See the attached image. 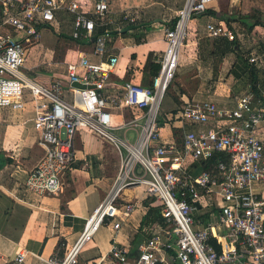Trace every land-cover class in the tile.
<instances>
[{
    "label": "built area",
    "instance_id": "built-area-1",
    "mask_svg": "<svg viewBox=\"0 0 264 264\" xmlns=\"http://www.w3.org/2000/svg\"><path fill=\"white\" fill-rule=\"evenodd\" d=\"M218 1L223 0H186L174 11L176 21L164 31L160 70L145 86L113 82L120 61L113 53V35L97 33L106 24L117 23L118 32L121 25H135L140 20L135 9L122 11L116 21L107 0H0V108L26 112L24 90H29L31 120L44 151L25 189L62 192L83 130L111 146L119 160L113 185L77 240L63 255L34 254L40 264H81L82 251L106 224L114 232L110 264H264V93L247 91L235 97L233 106L192 99L171 112L163 108L180 69L190 22ZM61 12L73 16V38L93 42V49L67 63L65 74L39 80L28 60L42 28L54 26ZM240 33L237 23L212 17L205 23V38L240 43ZM249 62L263 66L257 55ZM60 77L68 79V89ZM140 186L150 205L160 206L162 222L150 225L148 239L131 255L116 235L137 209L122 198L123 191ZM26 256L18 251L15 264H24Z\"/></svg>",
    "mask_w": 264,
    "mask_h": 264
},
{
    "label": "crops",
    "instance_id": "crops-1",
    "mask_svg": "<svg viewBox=\"0 0 264 264\" xmlns=\"http://www.w3.org/2000/svg\"><path fill=\"white\" fill-rule=\"evenodd\" d=\"M107 1L110 3L113 20L117 21L122 11L127 9H135L140 15L139 22L131 27L132 29L121 25L122 30L118 32L117 23L97 27L98 34H102L105 30L111 32L115 47L113 53L120 57L116 71L119 73L120 81L115 80L116 73L112 80L119 84L133 81L147 86L152 80L149 67L151 56L160 49V45L162 49L165 48V28L171 25L174 11L183 7L186 0ZM224 1L226 0L215 2L210 6L208 11L215 12V14L208 12L196 21L197 29L194 31H197L201 40L206 41V45L210 43L213 47L216 45L213 39L205 38L204 34L205 23L209 17L216 20L222 19L228 23H237V25L239 22L236 21L245 23L247 19L255 20L256 15L258 18H264V0H237L241 4L236 12L233 9L223 11ZM65 26H67L66 31H64ZM260 26L263 27V25ZM124 30L126 32H123ZM43 31L57 36L54 41L55 45L61 35L71 39L74 44L75 59H69V54H67L68 58L63 63L65 67L63 74L66 72L67 63L77 61L81 52L91 53L93 49V42H89L87 46L77 44V40L72 36L73 16L67 12L58 14L54 26H44L41 30V38ZM132 39L136 42L129 43ZM228 52L237 54L234 50ZM256 53L252 55H257ZM31 58L30 55L27 66L34 67L32 76L45 80L46 77L55 74H51L50 71L42 72L41 65L33 64ZM92 58L98 60L94 56ZM182 59L181 56V62ZM235 59L230 66L224 62L220 65V69L212 68L207 76L194 81L196 83H193V87L185 83L188 81L186 78L190 73L189 70L179 74L177 84L169 91L168 99L174 105L169 109L173 110L178 103L192 99L211 101L221 107L233 106L235 97L247 91L254 92L251 89V83H247L251 76L249 68L239 55ZM188 66L187 63L186 67ZM68 88L65 87V89ZM6 109L0 108V264H15L16 253L20 250L27 252L24 264H40L34 254L43 255L46 258L56 254L63 255L66 246L72 245L77 240L87 217L103 201L113 185L119 170V162L115 164L111 157H118V155L111 146L104 142L105 147L97 141L95 144L88 143V136L90 138L96 136L83 130L77 135L76 160L72 171H69L65 177L62 192L58 194L30 192L24 187L27 175L41 161L44 151L39 145V135L31 120L32 111L21 113L11 108ZM132 133L120 132V135L132 139L133 135L135 137ZM169 134L170 131L165 129L164 135L170 137ZM122 198L125 201L136 203L137 209L127 220L125 219L116 235V240L128 246L131 255H137L138 245L149 237L150 225L154 222L161 223L162 216L160 221L154 220L142 227L143 219L150 209L145 203L147 198L142 186L124 189ZM203 218L207 222L208 217ZM105 227L110 236L106 241L108 249L104 253L100 251L98 242L104 239L103 235L98 232L100 235L96 234L97 237L95 236L96 239L94 237L92 246L91 242L87 244L90 247L86 249L85 254H82L81 264H95L100 261L101 257H108L114 232L112 225L106 224ZM103 264H110L109 259L107 258Z\"/></svg>",
    "mask_w": 264,
    "mask_h": 264
},
{
    "label": "rangeland",
    "instance_id": "rangeland-1",
    "mask_svg": "<svg viewBox=\"0 0 264 264\" xmlns=\"http://www.w3.org/2000/svg\"><path fill=\"white\" fill-rule=\"evenodd\" d=\"M224 2L225 3L223 6V11L226 9H233V11L236 12L238 11V8L241 4V2H238L237 0H226ZM201 16L203 15L194 16L192 21L189 24V35L186 40L185 46L182 49V58H183L181 62L182 67H180V70H178V73L172 85L168 89L166 98L163 103V108L166 110H169V112L172 111L169 108L174 107V105L168 99L169 91L170 89H174L175 85L177 84L176 81H177L178 75L183 73V71H187V70L190 71V73L188 74V78H186L188 81H186L185 83L193 87L194 86L193 83H196L194 81L200 80L202 79V77L207 76V73L210 72L212 68L216 69L217 67V69L218 68L220 69V65L224 62H226L230 66L231 63L234 60H236L235 57H237V55H242V56L244 55L245 57L246 56L251 57L252 53L254 52L256 53V51H258L260 46L264 45V18L262 17L258 18V16L256 15L255 18L256 17L257 18L255 20L247 19L245 23L236 21L240 23L237 26L239 28V32H241L240 37H242L244 40L243 41L240 40V43L238 42L235 45L238 48L237 50L238 52L237 54H235L233 52H228L225 49L224 43L220 44L219 46L214 45L213 47L211 43L210 45H206V41L204 39L201 40L200 36L197 35L198 34L197 31L196 32L194 31L195 29H197V27L195 26L196 21L199 20ZM231 22H234V21H231ZM259 24L263 25V27L260 26ZM257 25H259V27H256ZM66 30H67V26H65L64 31ZM42 34L43 35H42L40 43H38L31 51V56H32L31 60L33 64L35 65L40 64L41 65L40 69L42 70V72L50 71L51 74L55 73V75L53 74L54 76H56V73L63 74L64 73L63 71H65V67L63 63H65V60H67L68 56H69V59H72V60L75 59V56H74L75 53L73 52V48H74L73 42L71 41V39L67 37H63V35H61L59 36L58 43L55 45L54 41L57 37L56 35H54L53 33L51 35L47 31H43ZM126 39H130V38H126ZM132 41H135V40L132 39L129 41V43ZM161 46L162 45H160L159 50H156V52L153 53L152 55L153 58H158L163 53L164 48L162 49ZM52 50H54V52ZM226 53L227 55H224ZM67 54L69 55L67 56ZM224 56H225L224 58L225 60L223 59ZM187 63L189 65L188 67H186ZM257 74H258L257 84L260 85V89H259L260 93H264V69L257 71ZM60 79L65 84V87L68 88V79L66 77L64 78L60 77ZM115 80L120 81L118 72H116L115 74ZM247 83H251L252 85L253 83L252 75L250 76L249 81ZM251 85H249L250 88H251ZM24 92L26 94V112L31 113L32 111L33 113V106H32V103L29 101V98H30L29 90H24ZM180 104L181 102L178 103V106ZM6 110H10V108H7ZM113 114L120 115V111H113ZM92 137L91 138L89 136L87 137L88 143L95 144L97 141L99 144L105 147V144L99 138H96L94 136ZM111 158L113 159L115 164L119 162L118 157L113 156ZM99 233L103 235L102 237L104 241L101 239L98 242V244H99L100 251L104 253L108 249V242L106 241L110 238L109 233L106 231L105 225L100 228ZM94 240L93 242L90 243V245L94 243ZM88 247L90 246L87 245L84 248V250L82 251V254H85L86 249Z\"/></svg>",
    "mask_w": 264,
    "mask_h": 264
},
{
    "label": "trees",
    "instance_id": "trees-1",
    "mask_svg": "<svg viewBox=\"0 0 264 264\" xmlns=\"http://www.w3.org/2000/svg\"><path fill=\"white\" fill-rule=\"evenodd\" d=\"M208 12H210V14H215V12H212V11H207L206 14H208ZM175 21H176L175 19L172 20L171 25H173ZM133 26L134 25L130 26L129 29H132L131 27H133ZM214 43H216L217 46L224 43L225 49L227 51L234 50L236 53L238 52L237 51L238 48L235 46L237 43H234V42H231L228 40H222V39L214 40ZM77 44H80V45L82 44V45L87 46L90 43L86 39L80 38V39H77ZM256 54H257V56L261 57V59L263 61V66H259L258 64H255V63H250L249 62L250 57H248V56H246V57L244 55L243 56L239 55V56L241 59L244 60L246 66L249 68L250 74L252 75V80H253L252 89L254 90V93L258 96H261V93L259 90L260 85L257 84V82H258L257 81L258 80L257 71L264 69V45L260 46V48L258 49ZM160 60H161V55L158 58L152 57L151 63L149 64V67L151 69L152 79L158 74V72L160 70V67H161ZM150 84H151V82H150ZM150 202H151L150 199H147L145 202L150 207V209H149L147 215L143 219L142 227H144L145 225H148L150 222H152L154 220H159V221L161 220L160 206L158 204H154L151 206ZM144 235H145V233H144Z\"/></svg>",
    "mask_w": 264,
    "mask_h": 264
},
{
    "label": "water",
    "instance_id": "water-1",
    "mask_svg": "<svg viewBox=\"0 0 264 264\" xmlns=\"http://www.w3.org/2000/svg\"><path fill=\"white\" fill-rule=\"evenodd\" d=\"M123 32H126V30H124ZM73 86H74V87H78V88H84V86H81V85L78 84V83H73Z\"/></svg>",
    "mask_w": 264,
    "mask_h": 264
}]
</instances>
